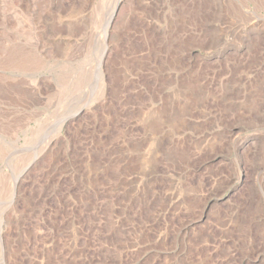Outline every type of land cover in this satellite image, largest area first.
<instances>
[{
  "label": "rangeland",
  "instance_id": "rangeland-1",
  "mask_svg": "<svg viewBox=\"0 0 264 264\" xmlns=\"http://www.w3.org/2000/svg\"><path fill=\"white\" fill-rule=\"evenodd\" d=\"M261 175L264 0H0V264H264Z\"/></svg>",
  "mask_w": 264,
  "mask_h": 264
},
{
  "label": "bare ground",
  "instance_id": "bare-ground-1",
  "mask_svg": "<svg viewBox=\"0 0 264 264\" xmlns=\"http://www.w3.org/2000/svg\"><path fill=\"white\" fill-rule=\"evenodd\" d=\"M120 1V0H119ZM120 8V5L119 4H117V6L115 7V9L113 10V13L111 14V16H110V19H113L114 20V18L116 17V15L118 14V12L117 11H119L118 9ZM198 10H196V11H194V15L196 16H198L199 15V13L201 12V8L200 7H198L197 8ZM115 15V16H114ZM189 15V14H188ZM126 165H128V162H127V164ZM261 174V173H260ZM260 178H262V179H264V176H260ZM143 203H144V201H143ZM148 206V205H147ZM185 227V226H184Z\"/></svg>",
  "mask_w": 264,
  "mask_h": 264
}]
</instances>
